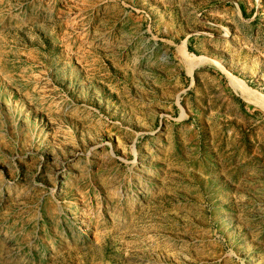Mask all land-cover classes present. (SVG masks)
<instances>
[{
	"label": "rangeland",
	"instance_id": "rangeland-1",
	"mask_svg": "<svg viewBox=\"0 0 264 264\" xmlns=\"http://www.w3.org/2000/svg\"><path fill=\"white\" fill-rule=\"evenodd\" d=\"M0 264H264V0H0Z\"/></svg>",
	"mask_w": 264,
	"mask_h": 264
}]
</instances>
